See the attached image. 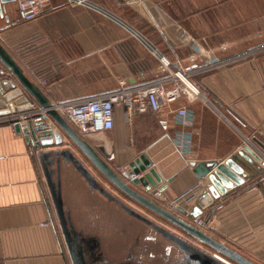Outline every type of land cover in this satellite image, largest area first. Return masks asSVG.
Instances as JSON below:
<instances>
[{
  "label": "crops",
  "instance_id": "crops-1",
  "mask_svg": "<svg viewBox=\"0 0 264 264\" xmlns=\"http://www.w3.org/2000/svg\"><path fill=\"white\" fill-rule=\"evenodd\" d=\"M91 1L48 9L28 22L19 19L18 0L3 5L8 19L0 16V41L52 102L99 96L122 82L135 87L170 76L171 66L184 65L194 51L179 39L178 31L208 55V62L201 56L198 61L210 63L192 74L201 93L198 100L173 98L162 108L161 114L170 121L168 130L162 129L152 111L134 113L128 119L126 109L117 107L114 127L86 139L93 147L103 145L114 153L108 161L113 169L127 167L147 152L165 179L174 177L166 192L176 197L198 182L202 189L208 183L206 177L196 176L192 161L223 163L246 144L264 157L257 143L264 145V105L253 94L256 88L264 90V0H147L163 30L140 13L136 0ZM217 62L226 67L218 69ZM0 70H4L1 63ZM6 75L11 77L9 72ZM183 105L194 113L189 127L176 121V109ZM3 119L0 264H73L40 155L51 153V158L57 151L70 149L99 175L57 124L54 128L65 135L64 144L37 147L28 134L17 132ZM180 131L192 136L184 154L174 144ZM50 168L55 169L69 226L86 262L126 261L132 255L134 216L103 195L64 156L59 169L56 161ZM199 195L183 202L187 209ZM201 217L211 221L215 238L264 264V170L216 201ZM140 243L137 238L132 244L139 247Z\"/></svg>",
  "mask_w": 264,
  "mask_h": 264
},
{
  "label": "water",
  "instance_id": "water-1",
  "mask_svg": "<svg viewBox=\"0 0 264 264\" xmlns=\"http://www.w3.org/2000/svg\"><path fill=\"white\" fill-rule=\"evenodd\" d=\"M15 1L0 0V16L8 19L3 5ZM0 63L4 67V70H0V118L33 111L37 106L45 109L66 137L72 141L86 161L95 169L99 177L110 185L107 187L104 181H100L102 179L93 174L70 149L57 151L51 158V153H42L40 155L52 200L73 264L88 263L84 258L83 249L76 233L69 226L62 201L61 186L54 180L53 176L55 169L50 168L54 161H56L57 169L60 168L61 155L68 161H72L76 168L103 195L116 201L132 216L154 227L166 241L174 244L177 250L183 253L192 264H258L213 235L199 229L185 217L173 213L153 199L148 198L141 190L136 189L135 186L141 185V188H146L147 190L158 188L166 191L174 177L165 179L161 172L152 166V160L147 152L141 153L130 162L123 173L119 174L108 163L109 160L114 159V153H109L103 145L95 148L86 139L82 138L55 109L54 102L48 98L40 86L28 78L22 66L1 41ZM7 72L10 73L11 77H7ZM14 128L17 132L28 134L33 144L37 147L62 145L65 141V135L59 129L36 131L32 122H29L25 128H21L19 124H16ZM257 143L264 151V145L259 141ZM190 165L193 166V170L200 180L203 177L208 179L206 189L200 193L196 204L191 209L183 206L179 207L181 212L187 213L188 217L192 219L201 217L203 211L213 207L216 201H219L236 189L237 186L254 178L264 170L262 158L248 144L244 145L223 163L216 161L196 163L192 161ZM130 172L136 174L142 172L143 175L129 183L126 177ZM121 196H124L129 201H124ZM131 202L175 226L184 233L185 237H181L173 231L155 224L154 221L143 216L135 207H132ZM196 243L207 247L209 251L206 252L201 249Z\"/></svg>",
  "mask_w": 264,
  "mask_h": 264
},
{
  "label": "built area",
  "instance_id": "built-area-1",
  "mask_svg": "<svg viewBox=\"0 0 264 264\" xmlns=\"http://www.w3.org/2000/svg\"><path fill=\"white\" fill-rule=\"evenodd\" d=\"M134 2L140 7L139 11L142 15H145L159 30L164 29L160 22H158L155 13H152L151 5L147 0H136ZM77 4L93 3L91 0H61L58 3H54L53 0H18V16L21 21H34L48 9L54 10L66 5ZM168 23L172 27H176L175 21L169 20ZM178 35L179 39L182 40L184 44L190 45L194 51L190 54L184 65L177 66L173 64L171 66L170 76L135 87L126 86L125 83L122 82L116 89L99 96L54 102L55 109L84 139L96 133L111 130L114 127V116L117 107L126 109L128 119L134 113L152 111L158 115V123L162 129L168 130L170 121L167 115L161 114L162 108L168 106L173 98L184 97L190 102L198 100L201 97V93L192 81V74L208 67L206 65L210 64L203 65L198 61V59L202 57L201 59L208 62V55H204L196 48V43L192 38L181 32L179 33V31ZM214 66H217L218 69L226 67L224 63L221 62L220 64L217 62ZM170 82H172V85H169ZM253 94L256 95L257 99L264 105V90L256 88L253 90ZM175 117L177 123L184 127L191 126L194 121V113L186 105L176 109ZM4 120L13 125V127L19 124L21 128L27 127L28 123L32 122L34 123L36 131L45 129L53 130L56 126V123L47 114L46 110L40 107L33 111L7 116ZM191 142V133L187 131H180L174 137V144L182 154L189 151ZM260 157L262 158V165L264 166V157L261 155ZM152 166L155 167L156 164L152 162ZM116 170L119 173H123L126 170V166H118ZM142 175V172L138 174L130 172L126 180L132 183L134 179ZM202 187V183L198 182L185 193L176 197H169L166 191H162L158 188H152L150 190L142 188L141 191L148 198L153 199L173 213L185 217L199 229L211 234L213 224L209 219L203 217L192 219L188 217L187 213H183L179 209L180 206L187 207L183 202L189 203L196 197L197 192L199 194L202 193L206 189V184L203 189ZM219 258L224 260L221 257Z\"/></svg>",
  "mask_w": 264,
  "mask_h": 264
},
{
  "label": "rangeland",
  "instance_id": "rangeland-1",
  "mask_svg": "<svg viewBox=\"0 0 264 264\" xmlns=\"http://www.w3.org/2000/svg\"><path fill=\"white\" fill-rule=\"evenodd\" d=\"M132 207H135L137 211L141 212L143 216H146L148 219H151L155 222V224H158L162 227H165L169 229L170 231H173L174 233L178 234L181 237H185L184 233L180 231L175 226L171 225L167 221L161 219L160 217L156 216L155 214L151 213L147 209H144L143 207H140L136 204L130 203ZM132 217L131 219V226H130V246H131V252L135 254L136 257H139L140 255L147 256L146 261L142 262L141 260L137 259L136 263H133V260L131 259L130 263L128 264H192V262L178 250V253L180 254L178 257L175 256L174 251H177V248L174 244H172L169 241H166L162 235L157 232L154 227H151L150 225H145L142 222L139 223V221ZM139 238L140 239V245L139 247L134 246L132 244L135 242V240ZM198 247L208 252V248L201 244H197ZM173 250L172 254L168 255V251ZM152 253H154L157 257L156 259H151ZM162 256V257H161ZM144 258V257H143ZM140 258V259H143ZM172 258V259H170ZM158 260V261H157ZM173 261V262H172Z\"/></svg>",
  "mask_w": 264,
  "mask_h": 264
},
{
  "label": "flooded vegetation",
  "instance_id": "flooded-vegetation-1",
  "mask_svg": "<svg viewBox=\"0 0 264 264\" xmlns=\"http://www.w3.org/2000/svg\"><path fill=\"white\" fill-rule=\"evenodd\" d=\"M207 248V247H206ZM172 252H173V250H169L167 253H168V255H170V254H172ZM174 253H175V256H179L180 254L178 253V250L177 251H174ZM131 255V254H130ZM173 255V254H172ZM144 257V258H143ZM139 256V257H136L135 256V254H133L132 253V255L130 256V257H128L127 259H126V261H123L122 262V264H128V263H130V261H131V259L133 260V263H136L137 262V259L138 260H141L142 262H145L146 261V257L145 256ZM162 257V256H161ZM180 257V256H179ZM140 258H143V259H140ZM158 259V258H160V257H157L154 253H152V257H151V259ZM144 259H145V261H144ZM170 259H172V258H170ZM158 261V260H157ZM173 262V261H172Z\"/></svg>",
  "mask_w": 264,
  "mask_h": 264
}]
</instances>
